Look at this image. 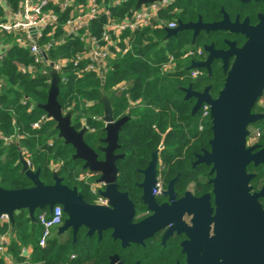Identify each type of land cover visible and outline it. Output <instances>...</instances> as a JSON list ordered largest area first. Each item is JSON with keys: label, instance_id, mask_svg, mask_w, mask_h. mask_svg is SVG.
<instances>
[{"label": "trees", "instance_id": "1", "mask_svg": "<svg viewBox=\"0 0 264 264\" xmlns=\"http://www.w3.org/2000/svg\"><path fill=\"white\" fill-rule=\"evenodd\" d=\"M4 1L11 11H16L20 2ZM225 1L195 0L186 4L177 0L173 9L177 8L181 13L169 16L167 21H185V18L190 17L186 13L191 16L212 15L219 6L227 9ZM134 5L135 1L129 0L119 8H110L111 15L121 19L133 12ZM3 17L4 12L0 7V19ZM103 23V17L94 21L89 28L90 34L99 37ZM126 35L130 39V51L122 57L105 61L103 75L85 73L76 77L72 68L62 70L58 74L61 81L57 102L63 114L71 115V126L76 131L87 127L83 140L98 153V139L104 137L103 124L99 119H90V116H102L100 98L102 93H107L113 119L129 115L118 134V143L128 155H138L134 167L145 166L149 153L162 142L160 163L163 180H166L170 172L172 175L179 172L183 179L192 159L187 148L196 147L198 142L208 148L211 123L209 119L202 121L204 130L198 132L200 117L190 116L193 101L184 102L183 93L179 90V87L189 83L181 69L188 64L179 60L182 39L165 40L164 30L150 28ZM3 41L7 48L0 60V136L12 140L5 143L0 139V187L5 190L32 187V183L21 171L19 154H22L30 162L32 171L40 170L39 178L45 185L53 184L50 165L59 163L56 174L62 178V184L69 188L76 187L84 200L92 201L95 196L91 194L89 186L78 181V177L87 171L82 170V161L72 159V147L56 138L55 123L46 119L37 128H31L32 124L45 116L37 105L46 103L50 77L42 74L43 67L34 64L27 49L15 45L13 35L3 36ZM82 48L83 45L77 39L67 40L63 45L52 47L48 51V57L52 60L59 56L70 58ZM169 56L173 57L177 71L163 72L162 67L169 61ZM19 66H31L32 71L23 75L19 72ZM222 84L223 76L219 71H215L210 79L193 83L197 90L210 85L213 98L217 96ZM137 101V106H130ZM251 126L250 134L255 129L264 134V122H256ZM259 142L264 145V135ZM260 168L264 172V166ZM117 169L120 177L129 171L132 174L131 181L139 182L141 179L133 172V168L117 166ZM43 213L49 214L47 209L38 211L37 215L35 212L36 223L30 222L25 210L14 215L15 230L8 248L12 261L8 264H108L109 255L119 254L117 243H113L108 236L104 234L101 241L96 242L94 238L86 236L84 228H80L76 234L75 242L69 232L58 236L55 230V235L51 236L45 247H39L37 243L41 226L38 218ZM7 231L10 232L9 226L0 228L2 233ZM27 247L31 248L28 259L20 257V251ZM0 264L7 263L0 258Z\"/></svg>", "mask_w": 264, "mask_h": 264}, {"label": "water", "instance_id": "2", "mask_svg": "<svg viewBox=\"0 0 264 264\" xmlns=\"http://www.w3.org/2000/svg\"><path fill=\"white\" fill-rule=\"evenodd\" d=\"M134 9L142 4H149L160 0H134ZM247 2L248 0H238ZM257 1V0H255ZM224 20L216 24L183 25L178 22L175 29H165V40L175 37L178 31L193 30L194 37L199 31H222L232 34H240L246 38V42L240 49L234 47V43H227L229 49L225 53L217 55L223 64L226 74L223 87L217 98L209 95L210 87L204 88L201 93L186 91L185 99L191 95L196 99L191 114L198 110L202 104L209 106L210 131L212 139L209 141L210 153L198 156L200 162L212 165L211 174L214 178L212 194L216 199L217 213L210 218L207 209L205 220V234L208 233V224L215 222V236L202 240V234L198 233L203 218L192 220L195 234L191 241L183 244V252L187 256V264H264V210L256 202L258 197L264 196V189L258 194H250L248 185L253 175L246 173L249 164L257 166L264 164V148L258 152L252 151L258 146L246 148V138L249 133L247 127L264 120V115L252 114L251 111L258 99L264 94V16L259 17V23L255 27H249L247 20L242 24L238 20L233 24H226ZM45 59V54L41 53ZM233 63L228 70V59ZM191 63L190 70L206 67L211 75L208 62ZM51 80L47 91L45 104L37 105L46 117L55 123L57 139H61L65 145L74 150L73 160L82 161V170L99 175L97 183L103 184L104 190L99 195L107 200L106 206L91 205L83 200L76 187L69 188L62 184V178L52 171V185L41 182L40 170L32 171L25 159L19 154V162L25 178L32 183V187L18 190H5L0 187V215H7L10 224V233H14V215L21 210L27 212L31 223H36L35 212L47 209L50 213L54 206H61L65 219L57 228V235H63L71 229L73 242L80 228L86 230V235L94 232L100 238L104 230L111 229L113 240H119L121 247L129 244H139L146 233L144 228L147 221L159 220V217L151 218L139 224H132L133 207L127 200V194L119 193L116 189L117 169L116 156L113 150L117 148L118 133L123 124L129 119L125 116L114 122L112 108L107 93H102L100 103L103 108L102 121L105 124V138L101 140L106 145L101 149L105 154L103 161L97 160L96 153L84 142L83 137L87 129L76 131L71 126V115L63 114L57 96L59 94V77L55 73L50 74ZM148 167L142 172L143 199H153L152 194L156 189L157 152L152 154ZM197 161V162H199ZM172 184L168 186L171 192ZM200 229V230H201ZM122 264L118 257L113 256L110 264Z\"/></svg>", "mask_w": 264, "mask_h": 264}, {"label": "flooded vegetation", "instance_id": "3", "mask_svg": "<svg viewBox=\"0 0 264 264\" xmlns=\"http://www.w3.org/2000/svg\"><path fill=\"white\" fill-rule=\"evenodd\" d=\"M179 1H184L186 4H190L195 0ZM176 2L177 0H175L174 4ZM225 2L227 3V9H225L223 6H219L217 11L212 15H207L208 17L202 16L200 14H195L194 16H191L186 13V16L190 17L185 18V21H182L181 19H176L175 28L178 27V22H181L183 25H195L198 22L203 25L220 23L224 20V15H226L227 17V21H225L227 25L235 23L236 20H238L239 24H242L245 20H247V24L249 27H255L259 23V17L264 16V0H248L247 2H239L238 0H226ZM180 13V10L174 8L173 14L178 15ZM179 38L182 39L181 44H183L181 45V56L179 57V60L185 63L187 62L188 64L187 66L181 69L183 72H185L187 79L189 80V83L184 87H179V90L183 93L184 102L193 101V108L196 103V99L192 95L188 99H185L184 97L186 95V91L190 89L191 93H201L203 92L205 87L209 86V95L211 96L210 85L203 86L202 89L197 90L196 88H194L193 83L195 81H204L206 79H210L215 71H219L221 73V75L223 76L224 83L226 74L223 71L222 60L217 55H219V53L227 52V50L229 49V45L227 43H234V47L236 49H240L246 42V38L240 34H232L229 32L222 31H210L208 33L204 31H199L194 37L193 30H183L178 31L175 37H170L167 40ZM208 58H210V61L208 62V66L211 72L210 76L209 71L206 67L193 70L189 69L191 63H204L208 60ZM232 63L233 59L229 58L228 70L231 67ZM175 70L177 71L176 66L174 64V66L171 67L170 71L174 72ZM195 70L197 71L196 75H192ZM221 89L218 91V93L221 91ZM217 96L215 98H217ZM215 98L212 97V99ZM138 104L139 102L137 101L135 103L130 104V106L134 107ZM204 105L206 104H202L194 113V115L191 114L192 108L190 110L191 117L196 115H199L200 117L198 132H202L204 130L203 125L201 124V122L205 120L201 116V108ZM251 113L264 115V94H262V97L258 99ZM102 116L100 118H94L93 116H90V119L101 120ZM207 119L210 120V116ZM115 121L117 120H114V122ZM260 121L264 122V120ZM101 122L103 124L104 132L105 124L102 120ZM251 125L247 127L249 135L246 138L245 146L246 148L258 146V148L252 151V153H256L261 148H264V145L259 142L260 137L264 134H262V132H259L255 143L250 144L249 136L252 129ZM104 138L105 132L104 137L98 139V142L100 143V145L96 147L98 153L93 150L97 155L98 161H103L105 157V154L101 152V149L106 147V145L101 142V140ZM211 139L212 133L211 138L207 141L208 148H206L204 145H201L200 142H198V145L192 149L190 147L187 148V150L190 151L192 159L188 163L189 170L185 172L183 179H181V174L179 172H176L173 175L172 172H170L167 175L166 180H163L161 176L160 152L163 150L162 142L154 151L149 153V159L146 162L145 166L134 167V162L136 161L138 155L134 153L128 155V153L121 150L122 148L119 145L117 139V148L113 150V155L117 157L115 160L116 169L117 166L128 167V169L133 168V172L137 173L141 177L139 182H134L131 181L132 174L129 171L123 174V177H120L119 171L117 169V180L115 182L116 189L119 193L127 194V200L132 204V224H139L151 218H155L156 216L159 217V220L155 221L154 224L153 221H147L144 230L146 233H149V235L146 238H143L141 243L129 244L125 248L121 247V243L119 240L112 239L111 229L104 230L101 233L100 238L98 237L96 232H94L91 236L86 235L88 238H94L96 242H100L102 239V235L105 234L111 239L113 243H117L119 247V254L113 253L109 255L107 257L108 264H110V259L113 256H117L118 262H121L122 264H187V256L183 252V244H188L191 241V236L195 234V224L194 230L192 231V220L194 218L195 220L203 218L202 229L201 226L198 229V233L202 234L203 242H205V237L210 239L215 236V222H211L208 224L209 229L207 234H205L204 230L206 225L204 217L206 215L207 209L209 211L210 218H214L217 213L216 199L212 194V184H210V181L214 178V173L211 174L212 165H206L204 162H200L197 158L198 156H203L204 153L211 152V147L208 144ZM154 152H157V190L152 194L153 199H143V189L141 188V184L143 183L142 172L148 167L152 159L151 156ZM260 166H264V164H258L257 166L249 164L246 167V173L253 175V178L248 183V185L251 187V190L249 192L251 195L258 194L261 192L262 189H264V177H262V175H264L262 173L264 172H262ZM249 167H251V170L253 171L248 170ZM89 173L92 177L91 183L98 186V193H100L104 190V186L103 184H99L96 182L99 178V175L93 172ZM252 181H255V183ZM158 184H160V189L157 186ZM170 184H172L171 192H168L167 194L168 186ZM128 189L130 190V192H128ZM84 201L91 205H107L106 199H103V204H98L96 202V199H92V201ZM256 202L260 205L261 209L264 210V196L258 197L256 199ZM62 217H64L62 218V220L64 221L65 215L63 214ZM68 232L70 233L73 240L71 229H68L65 233ZM115 264H117V262Z\"/></svg>", "mask_w": 264, "mask_h": 264}, {"label": "built area", "instance_id": "4", "mask_svg": "<svg viewBox=\"0 0 264 264\" xmlns=\"http://www.w3.org/2000/svg\"><path fill=\"white\" fill-rule=\"evenodd\" d=\"M129 0H20L16 11H11L4 0H0V7L4 17L0 19V60L4 57L6 44H3V36L13 35L14 43L19 48L27 49L33 57L34 64H40L42 74L50 77L51 73L59 74L62 70L72 68L76 77L85 73H94L97 76L103 75L104 64L108 59H115L126 55L130 49V39L126 34H132L145 29H174L175 21H167L173 15V4L175 0H160L149 4H142L137 10L125 15L123 18H115L111 15L110 8H119ZM99 17L104 18L99 37L91 35L89 28ZM64 20V21H63ZM78 40L83 48L70 58L56 57L49 59L48 51L54 46H60L67 40ZM2 40V41H1ZM41 53L45 54V59ZM162 67L167 72L174 66L172 56ZM32 71L31 66H19L21 74H28ZM196 70L192 75H196ZM59 77V75H58ZM51 77L48 83L50 84ZM59 77V83H60ZM1 88V85H0ZM65 115V114H64ZM201 116L207 119L210 116L207 105L202 106ZM48 119L42 116L40 120L32 124L31 128ZM49 120V119H48ZM83 122V121H82ZM87 129V127H84ZM259 135L255 129L249 136V143L254 144ZM5 143H10L12 138L0 136ZM22 155V154H21ZM30 168V162L24 158ZM59 163L51 164L50 169L57 171ZM89 172L81 174L78 181L89 186L90 192L95 196L98 204L104 201L99 193L98 186L91 183ZM160 189V184L157 185ZM158 194V192H157ZM62 209L54 206L52 211L46 215L39 216L41 233L38 239V246L45 247L52 236V229L62 224ZM9 226L7 215H0V228ZM11 243L9 231L0 232V258L5 263H11L8 255V248ZM20 257L28 259V248L20 251Z\"/></svg>", "mask_w": 264, "mask_h": 264}, {"label": "rangeland", "instance_id": "5", "mask_svg": "<svg viewBox=\"0 0 264 264\" xmlns=\"http://www.w3.org/2000/svg\"><path fill=\"white\" fill-rule=\"evenodd\" d=\"M57 138V137H56ZM38 214V211H36V215ZM56 228L52 229V235H55Z\"/></svg>", "mask_w": 264, "mask_h": 264}, {"label": "crops", "instance_id": "6", "mask_svg": "<svg viewBox=\"0 0 264 264\" xmlns=\"http://www.w3.org/2000/svg\"><path fill=\"white\" fill-rule=\"evenodd\" d=\"M28 248V253H29V255H30V253H31V248L30 247H27Z\"/></svg>", "mask_w": 264, "mask_h": 264}]
</instances>
